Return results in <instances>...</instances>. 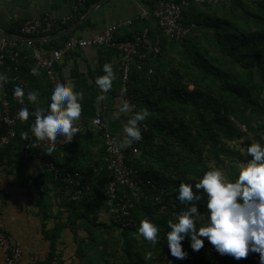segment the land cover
Masks as SVG:
<instances>
[{
	"label": "trees",
	"instance_id": "1",
	"mask_svg": "<svg viewBox=\"0 0 264 264\" xmlns=\"http://www.w3.org/2000/svg\"><path fill=\"white\" fill-rule=\"evenodd\" d=\"M99 1L88 0L79 16L86 14ZM183 16L184 24L193 25L191 33L183 42L166 38L154 65L152 80L145 78L144 71L134 70L131 75L129 92L135 97L137 111L147 109L149 116L142 121L148 130L138 145L139 154H128L126 162L141 177L157 181V190L150 192L144 189L142 202L133 211L136 227L125 229L127 233L137 231L141 219L155 222L160 216L159 222L165 224L167 231V221L161 214L165 211L174 217L184 208L176 199L175 190L182 180L163 179L160 172L170 168L174 162H185L184 153L186 158L197 155L196 146L208 145L216 149L220 145L219 135L227 139L233 137L241 125L247 127L248 120L255 119L259 112L264 111V0H232L218 5L208 0H188V5L183 7ZM146 23L149 26V21ZM154 29L153 34L159 33L156 25ZM167 49L170 51L168 58L163 55ZM28 52L34 62L32 52ZM140 81L142 84L138 86ZM4 85L11 94L14 85ZM242 108L250 109L251 114L247 116ZM169 112L172 113L170 123ZM232 116L237 123L232 122ZM32 120L30 117L27 121H20L15 138L4 146L3 154L18 163L19 170L24 159L38 153L37 142L31 133L26 139L20 135L22 131H28ZM0 131V134H5L1 124ZM157 136L163 138L164 145L161 143L159 146ZM77 141H73L71 149ZM172 142H177L174 145L180 150L173 147L171 152L168 151L166 143ZM107 175L105 168L99 179L91 180L92 199L83 204L69 202L66 206H92L95 211L105 205ZM200 208L207 212L206 197L199 202L198 210ZM156 224L159 225L158 222ZM183 250L187 253L183 264H259L257 253H250L238 261L231 256H221L206 238L199 251H193L189 245Z\"/></svg>",
	"mask_w": 264,
	"mask_h": 264
},
{
	"label": "crops",
	"instance_id": "2",
	"mask_svg": "<svg viewBox=\"0 0 264 264\" xmlns=\"http://www.w3.org/2000/svg\"><path fill=\"white\" fill-rule=\"evenodd\" d=\"M155 1L108 0L97 8L88 21H85L86 24L80 25L81 27L55 39H50V36L56 33L34 37V43L43 51L45 57H50L52 51L62 47L67 39L87 38L93 33H102L106 28L120 22L134 20L142 11L151 9ZM75 2L76 0H0V30L20 37L21 22L44 14L56 19L62 18L71 14ZM84 15H77L68 26L73 25ZM146 24L148 23L144 20H134L132 25L119 28L115 38L130 39L135 32L146 27ZM149 26L153 30L155 23L150 20ZM28 50L23 48L22 53L26 56L23 57L22 75L25 102L31 111L35 104L27 101V92L37 91L39 100L36 103L46 106L54 85L44 73L37 75L31 73L34 62ZM169 53L167 49L163 55L168 58ZM105 63L111 64L115 79L112 81L111 89L104 93L105 99L98 101L97 96L101 93L95 85V79L105 74L103 71ZM124 64L123 54L119 51L96 46L68 53L55 66L56 82L71 81L75 85V90L83 93L82 113L77 124L83 120L89 122L99 112L102 114L106 129L118 140L122 139V125L130 115L122 113L119 119L112 118V113L118 110L123 101L121 84ZM0 72L10 76L8 70L0 69ZM6 88L4 84L0 86L1 91H7ZM89 134L91 137H88ZM77 140L70 151H52L44 155H40L39 152L33 153L24 159L21 170L18 163L10 161L3 154L5 147L0 145V227L12 241L23 245L24 256L21 264L27 261L28 255L35 257L41 264H126L124 254L127 252L126 231L109 221L104 205L95 211L92 206L86 208L66 206V203L59 199V185L49 177V173L43 167V161L51 159L65 169L81 170L95 180L99 179L107 166L104 142L100 134L90 128L85 137ZM94 185L97 187L95 183ZM116 235L123 238L125 248L121 249L122 252L120 248L116 252V243L120 242ZM112 248H115V252L111 250ZM115 257L118 258V262Z\"/></svg>",
	"mask_w": 264,
	"mask_h": 264
},
{
	"label": "built area",
	"instance_id": "3",
	"mask_svg": "<svg viewBox=\"0 0 264 264\" xmlns=\"http://www.w3.org/2000/svg\"><path fill=\"white\" fill-rule=\"evenodd\" d=\"M88 0H76L72 6L70 15L62 18H53L49 14L32 18L20 23V39L8 37L0 32V69L8 70V83L13 84L10 93L0 90V124L5 128V134H0V145H8L16 136V128L19 125L17 118L18 110L27 106L26 102L21 105L19 98L13 97V89L19 86L24 89L23 78V48L32 52L34 67L38 73H45L56 83L55 66L61 62L63 57L71 52L83 50L89 47L103 46L123 54L125 64L122 72L121 96L130 105V114L137 112L138 106L135 97L129 92L131 73L134 69L145 72V78L152 80L155 74L154 65L162 53V48L166 38L183 42L191 33L193 25L183 22V7L188 5V0L181 2L175 0H156L151 9L142 11L134 20H152L158 28L159 33L153 34L152 28L146 26L135 32L130 39L117 40L116 31L123 27L132 25L134 20L120 22L114 26L106 28L102 33H93L87 38H70L64 45L52 51L50 57H45L43 51L34 43L33 38L37 36H47L57 33L67 27L73 19L81 13L82 7ZM210 3L218 5L228 3L232 0H208ZM141 136L147 132L146 124L140 122ZM76 127L79 131L73 140L64 144V137L58 136L55 142H37V149L40 155H44L49 144L54 147L53 151H69L75 139L87 135L90 128L95 129L104 142L107 162V181L104 185L105 213L111 223L120 229H130L136 227L133 211L141 204L144 196V189L153 192L157 190V181L145 179L129 166L126 162L127 156L138 155V145L141 140L133 142L127 148L119 147L118 138L110 133L103 122L102 114L97 112L88 121L79 122ZM1 133V131H0ZM29 148L27 145L26 149ZM27 155V152H25ZM44 169L52 176L53 180L60 187L59 199L61 202L85 203L94 196L91 177L87 173L63 168L60 164L51 159L43 161ZM163 191H161V194ZM0 254L2 264H21L24 251L23 245L12 241L5 231L0 227ZM22 264H41L35 257L28 255L27 261Z\"/></svg>",
	"mask_w": 264,
	"mask_h": 264
},
{
	"label": "clouds",
	"instance_id": "4",
	"mask_svg": "<svg viewBox=\"0 0 264 264\" xmlns=\"http://www.w3.org/2000/svg\"><path fill=\"white\" fill-rule=\"evenodd\" d=\"M104 75L95 79V85L101 95L97 100H104L105 95L115 79L110 63L103 65ZM33 75L38 74L36 67L31 68ZM8 76L0 72V86L8 81ZM13 97L25 104V90L14 87ZM26 99L34 103L33 110L23 106L17 112L19 120L33 118L28 131H22L21 137L28 138L29 132L36 142H55L58 136L64 137V144L73 140L79 129L76 127L82 113L83 93L75 90L71 81L58 80L51 92L46 106L36 103L39 93L29 90ZM127 100L121 102L118 110L112 113L113 119L120 114L129 113ZM149 116L147 109L131 113L122 125L120 148H127L133 142L142 139L140 122ZM54 147L49 144L48 152ZM247 158L241 161L229 178L222 168L211 167L204 171L198 182H181L176 189V199L184 208L175 214L174 219L167 221L164 238L167 241L169 254L179 260L186 258L182 241L188 240L193 251H199L205 243L214 247L221 256H231L234 260L247 258L250 253L259 254V264H264V144L253 140L246 148ZM195 189V191H194ZM206 197L207 221L197 227V220L202 215L198 204ZM160 229L152 221L141 219L136 234L149 242L154 248L158 242ZM153 253H145V259H151Z\"/></svg>",
	"mask_w": 264,
	"mask_h": 264
},
{
	"label": "rangeland",
	"instance_id": "5",
	"mask_svg": "<svg viewBox=\"0 0 264 264\" xmlns=\"http://www.w3.org/2000/svg\"><path fill=\"white\" fill-rule=\"evenodd\" d=\"M135 70V69H134ZM133 70V71H134ZM142 81H140L138 86H141ZM192 89V88H191ZM264 107V104H263ZM247 116L250 115L251 111L250 109H241ZM233 119V120H232ZM232 122L237 123L234 120V117L231 118ZM172 121V113H168V123ZM184 122L187 123L186 120ZM247 127L244 125L240 126L239 131H237L236 134L233 135V137L227 139L224 135H219V142L220 145L216 149L212 148L211 146L205 145V146H196V154L192 155L191 157L186 158L185 155V162L182 160L180 162H174L171 164L170 168L164 169L163 172H160L163 179L167 180H177L181 179L182 182L185 183H196L198 182V179L201 177L204 171L208 170L211 167H220L223 169L225 174L231 178L234 179L233 173L236 171L237 166L241 161H244L247 159L246 155V148L249 145L248 143L252 142L253 140H258L262 144H264V111L259 112L255 119L248 120L247 121ZM163 135V134H162ZM157 140L159 141V146L161 143L164 145L165 141H163V138H160L157 136ZM177 142H172L170 144L166 143L167 150L172 151L173 147H176L177 150H180L177 146L174 144ZM177 145V144H176ZM225 149L222 151V149ZM217 151H220L216 154ZM171 157V154L169 155V159ZM179 186H177L176 189H178ZM68 202H66L67 204ZM200 213L202 214L200 218L197 220L198 227L205 223L207 221V212H203L200 208ZM164 216V219L168 221L169 219H174V217L170 216L165 211L162 212ZM162 216L156 218L159 225H157L160 229L159 238L156 246L153 248L151 244L147 241H145L143 238L139 237L136 234V231L133 233H127V246H126V264H183V260L176 259L172 257L169 254V248L166 245L167 241L164 238V234L169 231L167 228V231L165 230V224H160L159 221H161ZM117 239H119V243H116V252H118V248L121 249L125 248V245L123 244V238L120 237V235H116ZM182 243V249H184L187 245H189V242L187 239L181 242ZM114 244L111 246L113 247ZM115 252V248L111 249ZM151 251L153 253V256L151 259H145V253ZM118 262V258H114ZM113 261V260H112ZM199 261L202 263V258L199 256Z\"/></svg>",
	"mask_w": 264,
	"mask_h": 264
},
{
	"label": "water",
	"instance_id": "6",
	"mask_svg": "<svg viewBox=\"0 0 264 264\" xmlns=\"http://www.w3.org/2000/svg\"><path fill=\"white\" fill-rule=\"evenodd\" d=\"M108 0H100L90 11H88L82 18H80L77 22H75L73 25L68 26L67 28H65L64 30L50 36V39H55L58 37H62L66 34H68L69 32H71L72 30H74L75 28L79 27L82 23H84L86 20L89 19V17L96 11L97 8L101 7L103 4H105ZM0 32L3 35H6L8 37H12V38H18L20 39L21 37H17V36H12L9 35L7 33H4L3 31L0 30ZM35 40V39H33Z\"/></svg>",
	"mask_w": 264,
	"mask_h": 264
}]
</instances>
